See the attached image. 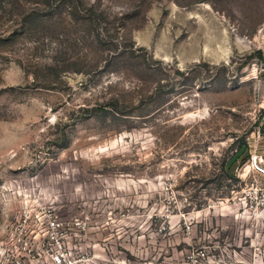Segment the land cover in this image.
I'll return each mask as SVG.
<instances>
[{
    "label": "rangeland",
    "instance_id": "rangeland-1",
    "mask_svg": "<svg viewBox=\"0 0 264 264\" xmlns=\"http://www.w3.org/2000/svg\"><path fill=\"white\" fill-rule=\"evenodd\" d=\"M22 205L87 214L95 264L264 262V0H0Z\"/></svg>",
    "mask_w": 264,
    "mask_h": 264
},
{
    "label": "built area",
    "instance_id": "built-area-1",
    "mask_svg": "<svg viewBox=\"0 0 264 264\" xmlns=\"http://www.w3.org/2000/svg\"><path fill=\"white\" fill-rule=\"evenodd\" d=\"M89 223L84 213L65 221L54 209L22 205L0 217V264H95L71 247ZM252 264L264 262L257 258Z\"/></svg>",
    "mask_w": 264,
    "mask_h": 264
},
{
    "label": "trees",
    "instance_id": "trees-1",
    "mask_svg": "<svg viewBox=\"0 0 264 264\" xmlns=\"http://www.w3.org/2000/svg\"><path fill=\"white\" fill-rule=\"evenodd\" d=\"M90 10H92L91 8H89ZM93 12V11H92ZM241 149V148H240Z\"/></svg>",
    "mask_w": 264,
    "mask_h": 264
}]
</instances>
